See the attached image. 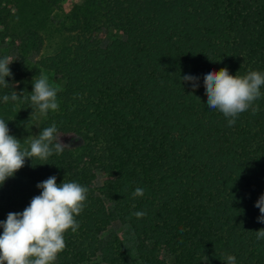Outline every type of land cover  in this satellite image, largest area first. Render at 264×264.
I'll return each instance as SVG.
<instances>
[{
  "label": "trees",
  "instance_id": "trees-1",
  "mask_svg": "<svg viewBox=\"0 0 264 264\" xmlns=\"http://www.w3.org/2000/svg\"><path fill=\"white\" fill-rule=\"evenodd\" d=\"M61 1L0 0V42L15 49L0 53L13 59L0 118L10 129L38 113L25 98L33 78L51 73L59 108L39 116L35 136L55 123L68 145L47 161L26 158L0 185V220L55 175L88 192L54 264H223L227 255L264 264L255 206L264 194V86L259 112L229 126L208 108L203 80L225 67L264 73V0H69L66 11ZM45 39L53 45L39 56ZM19 78L32 81L16 89ZM13 91L20 99L5 103ZM138 187L144 194L133 198ZM113 219L134 234L136 261L107 231Z\"/></svg>",
  "mask_w": 264,
  "mask_h": 264
},
{
  "label": "clouds",
  "instance_id": "clouds-1",
  "mask_svg": "<svg viewBox=\"0 0 264 264\" xmlns=\"http://www.w3.org/2000/svg\"><path fill=\"white\" fill-rule=\"evenodd\" d=\"M12 62L13 59L7 56L0 58V86L4 88L9 86L5 77L13 75L9 67ZM203 80L208 108L221 112L229 126H233L236 118L249 109L253 115L259 112L255 101L262 96L264 73L252 70L241 77L230 74L225 67L218 71L208 70ZM182 81L190 82L193 89L199 87V77L184 75ZM32 84L31 95L25 98L30 101L32 112L46 117L49 111H57V93L62 89L50 85L48 76L43 73L38 79L33 78ZM19 99L16 91L3 96L5 103ZM57 131L53 123L26 141L27 147H22L21 140L10 134L6 121L0 118V185L25 166L26 158L33 164V159L47 161L54 153L61 154L68 145L56 135ZM36 187L42 191L31 198L22 212H9L6 220H0V228L3 229L0 234V264H54L66 247L65 233L69 229L76 232L79 228L75 217L85 206L86 186L75 181L57 184L56 176L52 175ZM143 194L139 187L131 193L133 198ZM255 206L260 212L258 221L264 223V194L260 195ZM132 215L142 218L146 212L137 211ZM256 234L258 240L264 239V228L257 230ZM222 261L223 264H236L234 255H227Z\"/></svg>",
  "mask_w": 264,
  "mask_h": 264
},
{
  "label": "rangeland",
  "instance_id": "rangeland-1",
  "mask_svg": "<svg viewBox=\"0 0 264 264\" xmlns=\"http://www.w3.org/2000/svg\"><path fill=\"white\" fill-rule=\"evenodd\" d=\"M69 0H62L61 1V10L66 11L68 9ZM56 14H60L59 11H56ZM55 16L54 13H52V17L54 20H57L59 16ZM114 35L111 34L110 37H113ZM109 38L108 36H104L103 43H105ZM53 45V41L51 39H45V45L43 49L41 50L39 56L44 55L48 53L51 50V47ZM7 51L8 54H14L15 49L11 46H8L5 42H0V53ZM34 59L38 58L37 56H32ZM43 74L47 75L49 78L50 85L57 86L60 83H58L53 77L51 73L42 71ZM27 79V78H26ZM32 79L25 80L24 78H19L15 81L16 89H21V87L28 86L31 83ZM39 113H33L27 117L22 118L20 121L16 122L12 128H10V134L14 135L17 139L21 140V144H26V141H30L34 138L37 124L39 120ZM62 139V138H61ZM95 182H99V175L96 177ZM107 231L113 232L116 234L120 240L122 241L124 248L126 250V253L129 257V259L134 262L136 261V253H135V236L132 233L131 229L128 227L127 224L121 223L118 219H113L109 225L107 226ZM103 264V263H99Z\"/></svg>",
  "mask_w": 264,
  "mask_h": 264
}]
</instances>
